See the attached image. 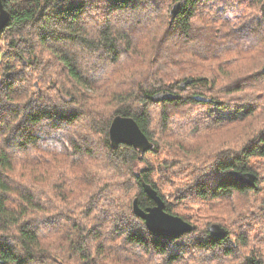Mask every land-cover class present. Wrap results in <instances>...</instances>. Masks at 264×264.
I'll return each mask as SVG.
<instances>
[{
	"label": "trees",
	"instance_id": "obj_1",
	"mask_svg": "<svg viewBox=\"0 0 264 264\" xmlns=\"http://www.w3.org/2000/svg\"><path fill=\"white\" fill-rule=\"evenodd\" d=\"M3 3L0 264H264V0ZM117 116L154 148H113ZM144 183L194 230L152 234Z\"/></svg>",
	"mask_w": 264,
	"mask_h": 264
},
{
	"label": "water",
	"instance_id": "obj_2",
	"mask_svg": "<svg viewBox=\"0 0 264 264\" xmlns=\"http://www.w3.org/2000/svg\"><path fill=\"white\" fill-rule=\"evenodd\" d=\"M180 9V5L176 4L172 10V15L176 16ZM10 19L9 12L5 9L3 0H0V33L7 26ZM264 73V69H263ZM192 83V80H188L181 84L184 87L187 84ZM170 96L168 94L155 96L156 101L167 99ZM110 141L113 148H118L121 144L131 146L141 153H146L148 150L154 148V145L144 132L139 127L138 123L131 117L117 116L110 128ZM235 179L242 184H246L256 188L257 177L252 173L234 172ZM144 188L148 196L155 202V206L146 208L145 210L139 206L138 199L134 200L133 209L134 213L142 218L148 230L159 237H177L183 234L191 233L194 230V226L178 216L169 214L165 208V202L158 195V192L147 183H144ZM211 235L215 238H225L229 232L226 228L220 225L214 224L210 228Z\"/></svg>",
	"mask_w": 264,
	"mask_h": 264
},
{
	"label": "rangeland",
	"instance_id": "obj_3",
	"mask_svg": "<svg viewBox=\"0 0 264 264\" xmlns=\"http://www.w3.org/2000/svg\"><path fill=\"white\" fill-rule=\"evenodd\" d=\"M121 17L120 18H122V20L123 19H125V20H128V19H130L129 17H131V15H128V14H125V15H120ZM148 17V14H144V16H143V18H147ZM143 20H142V24H140V26L141 27H143ZM234 115H236V113L235 114H232L231 113V116H233L234 117ZM185 122V121H184ZM183 122V123H184ZM182 123V124H183ZM255 126V125H254ZM184 129H187L188 128V126L187 125H185L184 127H183ZM48 129V127H45L44 129H43V132L44 131H46ZM238 136H241L239 133H240V130H239V132L237 131V132H235ZM235 133H234V136H235ZM244 133V132H243ZM189 137H187V139H186V142H185V146H184V150H186V149H189L192 153L193 152H195V151H197V152H199L200 151V149H203V151L202 152H205L206 151V149H211V148H214V146L217 144V142H218V140H217V138H214V139H212V140H209V137L207 136V140L203 143V140L201 139V146H198V145H195V144H193L192 143V141H191V139H188ZM192 139H194V138H192ZM198 139V138H197ZM196 141V140H195ZM16 145V144H15ZM12 147V149H15V146L13 145V146H11ZM238 147V146H237ZM261 161H263V160H260V159H255V163L256 164H258V163H260V164H262L261 163ZM144 166V164L143 163H140V164H138L137 165V169H141L142 167ZM165 193V196H166V198L168 199V200H170L171 199V195L166 191V192H164ZM225 206H223V208H228V206H229V203H227V202H225ZM195 211H198V209L197 208H195ZM210 213H209V218L212 220V219H214V218H217L218 220V222H220V221H222V222H224L225 223V226H229V222H227V219H226V217H225V213L223 212V211H221L220 209H215L213 206L212 207H210ZM211 216H213V218L211 217ZM218 222H216V223H213L212 225H214V224H217V225H221V224H219ZM191 224V223H190ZM203 224H205V223H203ZM211 225V226H212ZM238 226V225H237ZM251 246H253V244H251ZM49 250H51V248L50 247H47ZM244 250H246L245 248L244 249H242V252L240 251V252H238V254H239V257L241 256H243V254H245V253H243V251ZM196 254V253H195ZM223 257V256H222ZM205 259L207 260L208 258L207 257H205Z\"/></svg>",
	"mask_w": 264,
	"mask_h": 264
},
{
	"label": "bare ground",
	"instance_id": "obj_4",
	"mask_svg": "<svg viewBox=\"0 0 264 264\" xmlns=\"http://www.w3.org/2000/svg\"><path fill=\"white\" fill-rule=\"evenodd\" d=\"M211 228V227H210Z\"/></svg>",
	"mask_w": 264,
	"mask_h": 264
}]
</instances>
